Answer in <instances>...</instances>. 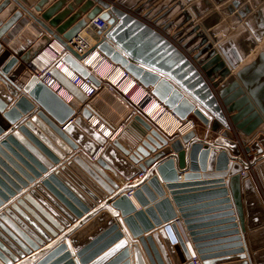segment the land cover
Masks as SVG:
<instances>
[{
	"label": "water",
	"instance_id": "95a60500",
	"mask_svg": "<svg viewBox=\"0 0 264 264\" xmlns=\"http://www.w3.org/2000/svg\"><path fill=\"white\" fill-rule=\"evenodd\" d=\"M185 3L0 2V264H197L195 256L199 264H264V47L245 63L264 40V0H253L252 13L244 0L221 9L230 35L218 12L195 23L208 3ZM97 17L106 30L94 28ZM24 18L40 37L3 49ZM89 28L95 43L80 54L70 42ZM53 40L66 49L59 61L83 79L100 84L83 65L98 50L204 134L169 136L132 103L134 131L108 141L90 125L89 98L58 64L33 72ZM235 136L248 138L243 149Z\"/></svg>",
	"mask_w": 264,
	"mask_h": 264
},
{
	"label": "bare ground",
	"instance_id": "6f19581e",
	"mask_svg": "<svg viewBox=\"0 0 264 264\" xmlns=\"http://www.w3.org/2000/svg\"><path fill=\"white\" fill-rule=\"evenodd\" d=\"M16 30H13V35L16 33ZM93 31V29L89 28L88 30H84L79 36V38H83L85 40V43L87 44L88 48L92 47L95 43ZM26 32L32 33L34 32V30L29 26V28L26 27ZM11 39H13V37L12 35H9V38H7V40ZM13 46H15L14 43ZM62 51L63 50L60 45L54 44L51 48L46 49L38 55V57L34 60L32 64L33 68L39 71H45L51 66L58 64L59 70L62 71L67 77L75 81L79 75L67 64L62 61H59V57L60 55H62ZM111 64L112 63L108 59H106L99 51L96 50L89 53L87 57L83 60V65L89 70L90 73H92L97 79L100 80V83H102V87L98 91L97 95L102 93V95H109L111 97L109 99L110 103H106L104 107H101V105H98L95 101L93 102L92 97L89 99V101L92 100L87 105L90 111L92 112L90 125H92L97 130V132L102 134L105 138L110 139L120 135L123 130H125L126 132L127 130L134 131L132 118L135 114V109L131 111V109L128 107V105L130 106L132 103L133 105L138 107L143 106L142 109L144 113L148 116V118L152 119L156 123V125L169 136H173L175 134L183 135L192 130L191 124H185L179 121L157 99H155L154 97L145 98L144 96L147 93L146 91L143 90V92L138 95L137 88L141 86L136 82L133 77L130 76V80L127 85L119 89L117 87L119 82L125 80V70L123 68H120L114 74H111L112 69L109 67V65ZM80 78L81 77H79L78 79ZM150 103V108H146L147 106H149ZM79 104V102L73 100L74 106L77 107L79 106ZM107 108L111 112H113L111 110L113 108L114 110L120 108L121 114H123L124 111H128V118L126 119L127 121L114 127V125H116L118 117L115 116L117 117L116 120H114L112 116L109 117V114H106L107 112H105V109Z\"/></svg>",
	"mask_w": 264,
	"mask_h": 264
},
{
	"label": "built area",
	"instance_id": "2783aa9c",
	"mask_svg": "<svg viewBox=\"0 0 264 264\" xmlns=\"http://www.w3.org/2000/svg\"><path fill=\"white\" fill-rule=\"evenodd\" d=\"M92 25L94 26V28L95 29H97V30H101V31H104V30H106L107 28H108V24L106 23V21H104V20H102V19H100L99 17H97V18H95L94 20H93V22H92ZM54 44H58V45H60L61 47H62V55L66 52V49H65V47L63 46V45H61L60 43H58L57 41H55V40H53L49 45H48V47L46 48V49H49V48H51ZM70 45L78 52V53H80V54H84V53H86L87 51H89L90 49H91V47L90 48H88V46H87V44L85 43V40L83 39V38H76V39H74L73 40V42H70ZM45 49V50H46ZM45 50H43V51H45ZM42 51V52H43ZM96 51H98V50H96ZM62 55H60V57H59V59L62 57ZM105 57V56H104ZM106 58V57H105ZM107 59V58H106ZM112 63V62H111ZM109 67L112 69V71H111V74H114L116 71H118L120 68H122L121 66H119V65H116V64H111V65H109ZM48 71V69L47 70H45V71H39V70H36V69H34L33 68V72L34 73H36L37 75H42V74H45L46 72ZM124 76H125V80H123V81H121V82H119V84H118V88L119 89H121V88H123V87H125L126 85H127V83L129 82V80H130V74H128L126 71H125V74H124ZM80 76H78L77 77V79L74 81V83L87 95V97L90 99L91 97H93V96H96L97 94H98V91L101 89V87H102V83H100L99 85L98 84H96V83H94L93 81H91L90 79H83L82 77L80 78V79H78ZM81 80V81H80ZM45 82L51 87V88H53V90H55V91H58L59 92V94L63 97V98H65V100L67 101V102H72L73 101V96H71V95H69L66 91H64V89H61V87H60V84L57 82V81H55L49 74H46V80H45ZM141 86V85H140ZM138 89V91H137V93H138V95L139 94H141L142 92H143V90L144 91H146L147 93L145 94V98H149V97H152L151 96V94H150V92H149V90H147V89H145V88H143L142 86L141 87H139V88H137ZM129 97V96H128ZM185 124H191V129L193 130V129H196L197 128V124H196V122H194V121H192V120H189V121H187V122H185ZM220 134H221V131L219 132ZM219 134V135H220ZM114 138H108L107 140L108 141H112ZM242 141V139H239L238 138V140H237V142L239 143V145H240V147L243 149V143L241 142ZM248 172H249V174L252 176V177H255V179H256V175H255V172H254V168L253 167H251L249 170H248ZM245 174V170H243L242 172H241V175H244ZM144 176V174L142 173V174H140L139 175V178H142ZM131 195V194H130ZM262 196L264 197V194H263V192H262ZM193 260L197 263V264H199L198 263V261H197V258H196V256L195 257H193Z\"/></svg>",
	"mask_w": 264,
	"mask_h": 264
},
{
	"label": "rangeland",
	"instance_id": "374dc122",
	"mask_svg": "<svg viewBox=\"0 0 264 264\" xmlns=\"http://www.w3.org/2000/svg\"><path fill=\"white\" fill-rule=\"evenodd\" d=\"M228 0H225L221 3H216L214 0H185V9H191L192 7L196 6V5H199L201 3H208L209 7L207 10H205L204 12L201 13V15L199 17H195V23H200L201 21H203L204 19H206L208 16H210L212 13H219L220 14V24H223V25H226L229 29V35L234 33L235 32V29L231 26V20H230V17L229 16H226L222 13H220L221 9L225 8L229 3H231V1L227 2ZM244 4L246 5H249V7L251 8V13L254 12L256 10V8L254 7L253 5V0H244ZM262 4H260L258 7H260ZM250 13V15H251ZM225 16V17H224ZM250 17V16H249ZM248 17V18H249ZM223 20V21H222ZM225 38V36L223 37ZM264 47V40L262 43H260L256 49L253 51V53L251 54V56L249 57V59L245 62H250L252 59H254L256 57V55L259 53V51H261V49ZM97 96V95H96ZM96 96L93 97L92 100H94L96 98ZM111 97L109 95H103V96H100L99 99L97 100V104L98 105H101V107H104L105 104L109 101ZM91 100V101H92ZM100 100V101H99ZM91 101H88V104L91 102ZM110 103V101L108 102ZM128 107L131 109V111H133V107L130 105H128ZM113 112H111L108 108L105 109V112H107L106 114H109V117H113L114 120H116L117 117L115 116H118V118L121 116V111L119 112L117 109L114 110L111 109ZM115 111V113H114ZM112 113V114H111ZM117 113V114H116ZM116 114V115H115ZM114 115V116H113ZM117 118V119H118ZM121 119V118H120ZM197 124V129H198V132H200L199 134L200 135H203L204 132H205V127H203L201 124H199L198 122H196ZM200 127V128H199ZM260 134H264V131H260L257 135H260ZM239 139H242V140H246L248 138H244V137H239ZM238 140V137L235 136V141L237 142ZM244 147V145H243ZM242 149V148H241ZM255 179V177H253ZM256 180V179H255ZM264 199V198H263Z\"/></svg>",
	"mask_w": 264,
	"mask_h": 264
},
{
	"label": "crops",
	"instance_id": "0c3cea01",
	"mask_svg": "<svg viewBox=\"0 0 264 264\" xmlns=\"http://www.w3.org/2000/svg\"><path fill=\"white\" fill-rule=\"evenodd\" d=\"M1 1H3V0H0V2ZM229 1H231V0H228L227 2H229ZM242 5L239 7V9H242ZM239 9L237 10V11H239ZM250 16V14L246 17V18H244L243 19V21H245L246 19H248V17ZM225 17V16H224ZM223 21V20H222ZM24 25V26H23ZM29 26L31 27V28H33V30H34V32H32V33H30V32H26V27L27 28H29ZM19 28V29H18ZM17 29V30H16ZM13 30H16V33L13 35L12 34V32H13ZM26 32V33H25ZM94 32V31H93ZM31 35V36H28V35ZM9 35H12V37H13V39H14V42H13V39H11V40H7V38H9ZM40 35H41V31H40V29L31 21V20H28V19H26V18H24L23 20H21V22H19L12 30H11V32L9 33V34H7L6 36H5V39L3 40V49L4 48H7L9 51H11V52H16V51H18V50H22V49H25V48H27L28 46H30L32 43H34L39 37H40ZM19 38V39H18ZM13 43H14V45L15 46H13ZM100 96H103L102 95V93L101 94H99V95H97L96 96V98L93 100V102L95 101V102H97V100H98V98L100 97ZM92 99H93V97H92ZM110 101V100H109ZM108 101V102H109ZM107 102V103H108ZM76 103V102H75ZM93 104H95V103H93ZM77 105V104H76ZM150 106H151V103L149 104V106H147L146 108H150ZM118 109V111L120 112L121 110H120V108H117ZM118 117V116H117ZM121 118V119H120ZM128 118V111L126 112V111H124V113L123 114H121V116L118 118V120H117V122H116V125H114V127L115 126H117V125H119V124H121V123H124L125 121H127L126 119ZM200 128V127H199ZM221 132L223 131V129L222 130H220ZM220 131H218V132H216V133H213V134H211V136H212V138L213 137H216V136H218L220 133ZM200 133V132H199ZM98 155H99V153H98ZM97 155V156H98ZM97 156H96V158H93V160H95V159H97ZM250 161L246 158V163H249ZM108 172V171H107ZM109 173V172H108ZM110 175H111V173H109ZM112 176V175H111ZM144 177V176H143ZM142 177V178H143ZM142 178H138V179H142ZM136 180V181H139V180ZM225 179H227V178H225ZM121 180V179H120ZM180 181H183V174H181L180 175ZM120 184V186L121 187H123L124 185H126V184H129V182H126L124 179H122L121 180V182L119 183ZM131 199H132V201H133V203H134V205L137 207V209H141L140 208V206H139V204H138V202L136 201V199L134 198V197H131ZM197 258V257H196ZM198 259V258H197Z\"/></svg>",
	"mask_w": 264,
	"mask_h": 264
}]
</instances>
